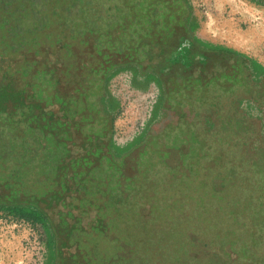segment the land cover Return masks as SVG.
Instances as JSON below:
<instances>
[{
	"label": "flooded vegetation",
	"instance_id": "flooded-vegetation-1",
	"mask_svg": "<svg viewBox=\"0 0 264 264\" xmlns=\"http://www.w3.org/2000/svg\"><path fill=\"white\" fill-rule=\"evenodd\" d=\"M193 29L185 0H0V207L39 213L52 233L54 264H174L166 251L174 230L147 229L160 205L157 168L168 178L161 201L171 198V184L199 203L228 193L231 176L220 174L221 154L204 143V126L221 135L230 122L243 125L246 116L236 110L264 99V81L246 57ZM126 68L161 86L156 105L165 115L120 149L105 85ZM250 218L232 221L258 237L246 247L210 240L221 264H264V225L258 235ZM122 221L132 240L118 229ZM182 230L173 237L181 264H218L196 245L207 244L189 238L202 234L188 232L182 241ZM159 239L167 252L160 257Z\"/></svg>",
	"mask_w": 264,
	"mask_h": 264
},
{
	"label": "rangeland",
	"instance_id": "rangeland-1",
	"mask_svg": "<svg viewBox=\"0 0 264 264\" xmlns=\"http://www.w3.org/2000/svg\"><path fill=\"white\" fill-rule=\"evenodd\" d=\"M80 2L82 4L85 0H80ZM185 2L188 6L190 20L194 22L193 33L197 38L239 53L249 60L247 63L255 61L264 66V0H185ZM94 6L100 8L95 4ZM80 7L84 8L85 3L80 6L78 4L79 9ZM75 15L79 17L81 13ZM256 80L263 82L264 73L256 75ZM105 88L106 100L110 98L115 102V106L111 110L113 139L120 149H124L125 145L133 142V140L134 143L138 142L140 135L147 132L153 123L161 120L165 115L161 106L156 105L158 98L162 95L161 86L157 85L155 81L147 80L142 73L134 75L130 68L121 70L108 80ZM226 106L228 105L221 104L216 107L228 109ZM239 107L236 110L237 114L242 118L244 115L246 116L243 120L247 122L243 125L230 122L229 129L221 132V135L213 133L208 125L204 126L206 134L204 143L207 144L211 152L214 153L218 149L219 154H221V166L224 171L220 174L223 176L229 172L233 173L232 179L227 178V180L233 181L226 185L225 191L228 192L226 196L217 198L219 201L210 198V201L199 203L198 200L192 198L193 196H190L187 188L184 189L177 184H171L167 188L170 190L171 198L166 202V199L161 201V198H166L168 193L165 188L162 189L168 183V178L162 173L163 168H157L156 171L152 172L162 178L158 180V186L153 190L154 194L157 193L156 197L160 199V205H158L157 217L147 224V229L155 225L154 231L158 232L159 235L165 234L170 229L174 230L175 235L172 237L167 235L168 247L170 248L163 247L160 239L154 241L160 248L158 249V257L163 253L165 255L168 250V252H172L170 255L176 257L174 264H181V259L173 253L179 250L173 237L177 238L179 235L176 232L181 229H183L182 237L180 236L179 239L182 241L188 232L202 234L201 236L189 235V238L193 243L199 240L207 244L206 246H200L198 243L196 245L200 250H205V256L208 255L210 258L216 259L218 264L223 262L224 257L217 256L218 244L213 242L221 243L222 240H225L226 243L234 242L235 247L239 248L240 246L246 247L253 240L258 239L255 237L251 240L249 236H246L249 235L247 224L232 225L236 220H232L231 216L228 215V213H232L239 218L246 216L245 222L249 221L247 220L248 213L249 211L252 213L253 208L249 210L251 203L246 202L248 196L245 195L247 192L244 187L248 185V181L250 182L252 174L249 173L247 164L252 165V161L257 157V152L264 142V99L260 102L245 100L241 102ZM254 119L257 120L258 124L252 121ZM240 129L244 131L237 132ZM247 133L251 134L250 139H247ZM231 136L234 138L231 139ZM136 138L138 139L135 140ZM0 144L4 145L2 140ZM116 153L120 154V151ZM143 169L146 173L151 168ZM187 170L191 177L195 174L191 168H187ZM147 179L148 177H144V182L141 185L144 188L148 186L149 181ZM231 187H235V189H231ZM231 193L233 196L234 194H242L239 199L244 202L237 199V204H242L241 206L234 202V198L230 196ZM228 198H231V201L227 200L225 203H221ZM229 202L232 206L226 204ZM138 203L135 202L134 207ZM143 203L142 201V204H139L142 206V211L146 207V205L143 206ZM234 204L237 205L236 209H234ZM184 206L187 209L185 214L182 211ZM243 207L245 208L242 209ZM124 214L126 217L130 215L125 209ZM167 216L169 217L166 218ZM174 216L175 224L169 221ZM256 216L257 214H252V221L249 222L255 226V230H257L256 226L260 224L256 221ZM122 224L123 228L119 222L118 229L120 232L126 230L124 221ZM143 228L137 229V233L140 234L143 230L147 231L146 227ZM255 233L257 232L255 231ZM122 234L125 236L124 232ZM125 238L132 240V237L125 236ZM173 243L175 246H170ZM131 244H134V241ZM165 248L166 251H164ZM138 250L136 254L141 259L143 254L140 248ZM54 254V240L47 224L21 218L16 212H8V208L0 207V264H54ZM183 255L187 256V253H183ZM156 261L158 260L155 259L154 262ZM205 264L214 263L210 260L209 263Z\"/></svg>",
	"mask_w": 264,
	"mask_h": 264
},
{
	"label": "trees",
	"instance_id": "trees-1",
	"mask_svg": "<svg viewBox=\"0 0 264 264\" xmlns=\"http://www.w3.org/2000/svg\"><path fill=\"white\" fill-rule=\"evenodd\" d=\"M253 63V65H255L256 68L259 69V71H261V69L259 68V64L256 63L255 61H250V63ZM260 73H263L262 71ZM5 95V91H3L0 94V99H3ZM11 133V129L8 131V134ZM259 152H257V157L252 161V166L258 167V168H247L249 173H251V177H250V182L248 181V185H246V187H244L246 189L245 195L248 196L246 202H250L251 203V207L249 208L252 209L253 211L252 213L249 211L248 216H252V214H257L256 216V221L259 222L261 225H264V142L261 145V148L258 150ZM231 171V170H230ZM233 171V169H232ZM230 179H232L233 173L229 172V176ZM249 177V176H248ZM229 181H233V180H229ZM231 189H235V187H231ZM230 196H232V198H234V202L237 204V199L241 202H244L243 200H240L239 197L242 196V194H233L231 193ZM224 197V196H223ZM224 200V199H223ZM230 200L226 199L224 201H222L221 203H225V201ZM232 206L231 202L226 203ZM235 205V204H234ZM238 206H241L242 204H237ZM237 205H235L234 209H236ZM245 207H243L242 209H244ZM235 211V210H234ZM13 212H16V214L24 219H31L33 221H41L44 222V219L39 215V213L37 211L34 210H28V209H23V208H18V209H14ZM228 215L231 216V219H241L239 218L237 215H232V213H228ZM254 216V215H253ZM244 219H246V216H243ZM252 219V218H250ZM46 224V223H45ZM263 227H259L257 229L258 234L261 233Z\"/></svg>",
	"mask_w": 264,
	"mask_h": 264
},
{
	"label": "crops",
	"instance_id": "crops-1",
	"mask_svg": "<svg viewBox=\"0 0 264 264\" xmlns=\"http://www.w3.org/2000/svg\"><path fill=\"white\" fill-rule=\"evenodd\" d=\"M259 68L261 69V71L264 73V66L261 64H259Z\"/></svg>",
	"mask_w": 264,
	"mask_h": 264
}]
</instances>
